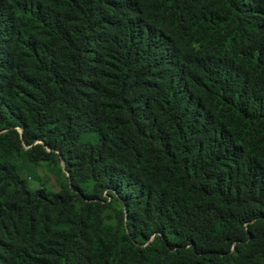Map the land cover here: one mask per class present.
<instances>
[{
    "label": "trees",
    "instance_id": "1",
    "mask_svg": "<svg viewBox=\"0 0 264 264\" xmlns=\"http://www.w3.org/2000/svg\"><path fill=\"white\" fill-rule=\"evenodd\" d=\"M0 264H264V0H0Z\"/></svg>",
    "mask_w": 264,
    "mask_h": 264
},
{
    "label": "rangeland",
    "instance_id": "2",
    "mask_svg": "<svg viewBox=\"0 0 264 264\" xmlns=\"http://www.w3.org/2000/svg\"><path fill=\"white\" fill-rule=\"evenodd\" d=\"M40 173H41L42 176H44V178L49 182V184L52 187L57 189V184H56L55 178H54V176L51 173L47 172L43 168L40 169Z\"/></svg>",
    "mask_w": 264,
    "mask_h": 264
}]
</instances>
